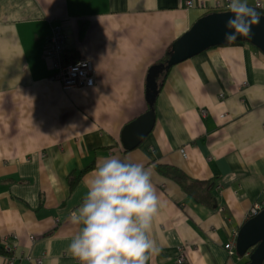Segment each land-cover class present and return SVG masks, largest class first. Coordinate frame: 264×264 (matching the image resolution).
<instances>
[{"label": "crops", "instance_id": "0c3cea01", "mask_svg": "<svg viewBox=\"0 0 264 264\" xmlns=\"http://www.w3.org/2000/svg\"><path fill=\"white\" fill-rule=\"evenodd\" d=\"M187 1L192 4L188 5ZM264 0H249V4ZM225 6H221V5ZM227 0H0V264H79L70 215L101 157L143 163L160 206L148 264H246L235 241L264 201V54L211 47L157 80L155 122L135 148L125 125L151 108L148 72ZM264 10V8H262ZM80 21L88 23L83 34ZM93 63L95 83L63 90L45 57L53 26ZM246 83V84H245ZM152 105V106H153ZM159 167H164L161 171ZM209 182L198 202L180 178ZM7 245L10 249H7Z\"/></svg>", "mask_w": 264, "mask_h": 264}, {"label": "clouds", "instance_id": "9594fccd", "mask_svg": "<svg viewBox=\"0 0 264 264\" xmlns=\"http://www.w3.org/2000/svg\"><path fill=\"white\" fill-rule=\"evenodd\" d=\"M226 7L230 15L224 41L251 38L262 18L257 8L264 5L227 0ZM86 187L82 204L70 215L72 224L79 226L69 244L71 255L79 264H148L159 252L151 238L160 206L151 170L117 155L101 157Z\"/></svg>", "mask_w": 264, "mask_h": 264}, {"label": "water", "instance_id": "95a60500", "mask_svg": "<svg viewBox=\"0 0 264 264\" xmlns=\"http://www.w3.org/2000/svg\"><path fill=\"white\" fill-rule=\"evenodd\" d=\"M260 24L252 28V37H242L237 41H245L258 48L264 54V14ZM230 13L228 10L208 12L199 17L187 30L178 36L168 51L165 61L151 65V76L168 71L174 65L185 61L201 52L226 44L224 41L225 22ZM151 108L125 125L121 134L124 148L137 147L150 133L155 122V111L152 105L154 93L148 92ZM236 251L240 256L248 255L246 264H264V209L252 216L240 227L236 237Z\"/></svg>", "mask_w": 264, "mask_h": 264}, {"label": "built area", "instance_id": "2783aa9c", "mask_svg": "<svg viewBox=\"0 0 264 264\" xmlns=\"http://www.w3.org/2000/svg\"><path fill=\"white\" fill-rule=\"evenodd\" d=\"M187 4L191 5L192 2L187 1ZM257 4H260V2H257L255 5ZM66 41L67 36L65 31L62 30V26H53L45 51V57L50 60L53 67V73L49 80L60 83V87L63 90L78 86L86 87L95 83L93 63L91 59L83 58L77 61H72L69 57ZM262 209H264V201L255 204L251 208L249 217L256 215ZM6 247H8L7 249H10L9 245ZM224 247L227 250L232 248L230 242L226 243ZM184 260V255L181 253L180 257L177 259V263L181 264ZM39 264H43L42 259H39Z\"/></svg>", "mask_w": 264, "mask_h": 264}, {"label": "trees", "instance_id": "16d2710c", "mask_svg": "<svg viewBox=\"0 0 264 264\" xmlns=\"http://www.w3.org/2000/svg\"><path fill=\"white\" fill-rule=\"evenodd\" d=\"M257 10L264 14V10L262 8H257ZM80 33L83 34L85 32V29L87 28L88 26V23L85 22V21H80ZM244 41H236L232 44H240ZM48 43V41H47ZM224 45H229V44H224ZM171 47V46H170ZM170 47L168 48L166 54L164 55V57L160 60V62L162 61H165L167 59V56H168V51L170 49ZM69 52V57L72 61H77L79 60V57L77 56V54L73 51H68ZM165 73L166 71H163V72H160L159 74H156V75H153L151 76L150 74V68H149V72H148V80H149V83H147V93L148 92H151V93H154L156 94L158 91H157V80L162 77V79L164 78L165 76ZM152 108L154 109V105L152 106ZM159 169L161 171L164 170V167H159ZM180 178V177H179ZM181 179V182L183 184V187L189 192V194L191 196H193V198H195L196 201L198 202H204L205 199L204 197L207 195L208 193V197H210V192H209V185L210 183L209 182H204V181H199V180H187L185 177H182L180 178Z\"/></svg>", "mask_w": 264, "mask_h": 264}, {"label": "rangeland", "instance_id": "374dc122", "mask_svg": "<svg viewBox=\"0 0 264 264\" xmlns=\"http://www.w3.org/2000/svg\"><path fill=\"white\" fill-rule=\"evenodd\" d=\"M62 30H64V27H63V26H62ZM64 31H65V30H64ZM93 74H94V71H93ZM92 84H94V83H92ZM92 84H91V85H92ZM59 85L61 86L60 83H59ZM89 86H90V85H89ZM80 87H81V86H78V88H80ZM86 87H87V86H86ZM73 88H76V87H73ZM67 90H68V89H67ZM228 242L231 243L232 248L235 247V245H236V244H235V241H228ZM181 264H182V263H181Z\"/></svg>", "mask_w": 264, "mask_h": 264}]
</instances>
